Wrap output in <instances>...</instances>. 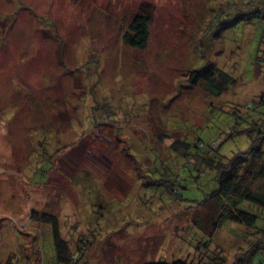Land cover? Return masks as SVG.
I'll return each instance as SVG.
<instances>
[{
    "label": "rangeland",
    "instance_id": "1",
    "mask_svg": "<svg viewBox=\"0 0 264 264\" xmlns=\"http://www.w3.org/2000/svg\"><path fill=\"white\" fill-rule=\"evenodd\" d=\"M142 8L145 50L123 41ZM208 64L236 81L221 96L188 84ZM263 96L264 0H0V264L12 254L59 264L33 209L55 215L65 240L91 244L80 264H211L200 260L210 229L193 223L214 211L189 207L215 181L191 155L214 141L218 158L247 152L255 120L264 150ZM173 138L191 146L188 160ZM168 184L180 189L170 219ZM237 233L216 238L226 262L264 264Z\"/></svg>",
    "mask_w": 264,
    "mask_h": 264
},
{
    "label": "trees",
    "instance_id": "2",
    "mask_svg": "<svg viewBox=\"0 0 264 264\" xmlns=\"http://www.w3.org/2000/svg\"><path fill=\"white\" fill-rule=\"evenodd\" d=\"M239 4L243 7V11L248 12L244 3ZM144 10L142 8V13L134 17L123 35L124 43L133 49L145 50L150 41L149 25L151 23V14ZM235 83V79L230 74L217 68L214 64H208L201 70L190 71L188 75L189 85L192 87L201 85L206 94L213 96L223 95L229 90L230 86L235 85ZM263 102L264 96L261 98V103ZM252 108L253 104L250 103L244 107V110L251 112ZM250 112L245 114L248 120ZM256 121L257 120L253 121V125L250 124V127L246 129L252 141L251 148L247 152L237 154L231 159L218 158L216 154H212L218 150L217 148L219 146L218 143L214 141L209 145L199 142L196 146L199 151L211 149L208 153L191 155L193 157L190 161H194L196 165L200 167L203 166L209 169L215 181L213 183L214 185L212 184L211 187L207 184L212 192L204 197L200 205H198L199 203H193L194 205L189 207L196 208L192 209V211H196L198 208L208 203L212 206V211H214L209 222L208 216L204 218L198 216L194 220V223L192 222L194 226L199 227L203 231L208 228L210 229V231H208L209 233L206 234L209 236V240L206 244L207 248L205 252L200 249V255L202 257L204 256L206 259L200 258V260H207L211 262V264H221V262L223 264H228L226 260H228L229 252L227 250L226 252L225 248L221 247L216 240L221 230L228 226H232L233 229L238 228V233L236 234L238 239L235 238V241L238 242L237 246H246L245 250L247 254H253L255 252L264 253V150L261 148L258 141L252 138V133H250L251 130H255L254 123ZM163 138L165 139L164 136H162V139ZM172 140L173 143L170 146L172 153L181 155V157H185V159L188 160L191 146L181 141L180 138H173ZM200 176H206L205 170L200 172ZM214 186H217V189H213ZM166 190L176 201L170 208H166L170 209V211L167 212L170 219L173 205L178 204L177 200L178 195H180V189L175 184H168ZM30 217L31 220L37 224L51 225L53 245L56 259L59 264H80L79 261L85 258L90 251L91 244H85L81 238L73 239L74 241L72 239L71 241H67L63 238L59 220L55 215L33 209L30 212ZM176 236L179 237L178 234ZM248 236L253 237L248 238ZM213 243H217L216 245L219 248L217 253L211 250ZM237 246L232 249V251H237L239 248H237ZM73 249H75V252ZM240 250L241 249H239L237 253H239ZM197 254H199V252L195 251V255ZM217 259L221 261L218 262ZM187 260H158L146 264H193L191 261ZM230 260L233 261V258ZM5 264L30 263L22 261L20 257L18 258L17 254H12ZM230 264L233 263L230 261Z\"/></svg>",
    "mask_w": 264,
    "mask_h": 264
}]
</instances>
